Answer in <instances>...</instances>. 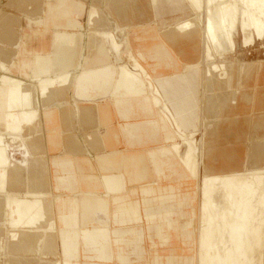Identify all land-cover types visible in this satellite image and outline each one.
<instances>
[{
  "label": "bare ground",
  "instance_id": "1",
  "mask_svg": "<svg viewBox=\"0 0 264 264\" xmlns=\"http://www.w3.org/2000/svg\"><path fill=\"white\" fill-rule=\"evenodd\" d=\"M161 1L187 15L163 23L160 30L146 13L159 0H100L101 7L125 22L123 37L114 33L93 0H10L7 5L28 17L25 26L20 15L0 6V252L5 227L8 242L17 240L8 249L18 264H135L124 251L110 248L112 243L127 244L122 234L112 236L106 225L93 227L92 193H85L82 206L70 203V213L64 214L56 205L61 195L43 174L29 179L28 189L17 188L25 177L22 166L32 169L43 161L34 155L45 152L46 145L42 136L32 135L43 130V110L46 117L54 114L43 109L44 103L58 100L71 86L87 101L115 91L112 97L127 102L124 113L130 116L143 110L154 115V109L164 138L161 152L129 156L128 163L136 170L145 166V178L154 171L161 179L186 176L194 181L187 193L180 186L143 189L144 194H168L178 201L147 215L148 226L157 233L165 227L177 233L191 230L195 245V253L182 246L156 253V261L264 264V56L252 51L256 45L264 47V0ZM132 39L139 42L134 45ZM79 56L83 60L75 62ZM191 68L198 71L196 77L191 78ZM176 85L198 90L196 101L203 107L194 128L185 127L160 91ZM209 118L214 121L204 122ZM208 128L218 144L206 163ZM12 139L19 141L16 149ZM181 197L188 206L184 211ZM116 214L124 224L138 209L124 204ZM36 251L54 258L30 262Z\"/></svg>",
  "mask_w": 264,
  "mask_h": 264
},
{
  "label": "crops",
  "instance_id": "2",
  "mask_svg": "<svg viewBox=\"0 0 264 264\" xmlns=\"http://www.w3.org/2000/svg\"><path fill=\"white\" fill-rule=\"evenodd\" d=\"M94 4L97 5L95 8L98 7L97 9L100 13L105 15L107 22L113 26L114 33L118 37H123L125 33V26L123 25L125 22L117 20L111 11L109 12L103 6L101 7L100 0H97V2L93 0V6ZM88 5L91 4L89 3L86 6ZM146 13L154 18L153 21L160 30L163 23L176 22L180 17L187 15L170 2L161 0L157 4L147 6ZM83 17L86 18L85 11ZM22 24L25 26L23 21ZM116 25L120 26L117 27ZM121 30L123 32H120ZM152 40L150 39L148 42ZM132 42L136 45L139 41L132 39ZM82 60L83 58L79 56L74 61L81 62ZM188 72L191 73L192 78L197 76L198 71L191 68ZM194 86L176 85L168 86L169 89L166 90L160 89L161 93L165 94L164 97H166L165 99L170 108L176 112L177 118L182 123H185V127L193 128L198 118L200 117L201 119L203 107V103L196 101L195 95L198 90L196 91ZM65 91V94L58 100L48 102L46 105V102L44 103L43 109L46 106V109L53 111L54 114L46 117L45 110H43L41 117L43 130L41 133L34 132L32 135V138L42 136L43 143L46 145L45 152L43 149V151H37L36 155H34L37 159L39 158L38 162L43 160V164L40 163L38 164L39 166L36 165L32 169L22 166L21 171H23L25 177L23 184L18 185L17 188L28 189V180L39 178L37 176L43 174L44 178H49L51 186L53 185L56 188V192L61 195V197H58L56 205H61V212L63 211L64 214L70 213V203H78L82 206L85 201V193H92L93 227L106 225L113 232L111 233L112 236L122 234V239L127 241V244L122 245V247L119 245L115 247L112 243L110 248H115L121 253L124 251L125 254L130 256L129 261H134L135 264H164L163 261H156V256L160 253L167 254L172 251L168 249L173 247L182 246L187 252H194L193 248H195V245L192 243L191 230L177 233L172 232L171 228L165 227L161 229V232L157 233L154 227L148 226L146 220L147 215L157 214L159 211L162 212L166 204H177L176 197H168V194H166L162 198L160 195L154 197L152 194L143 193V189L152 184L155 187H168L167 189L180 186L187 193L190 189H194L193 179H186L185 176L180 180L170 181L171 179L159 178V174L154 171L153 175L145 178V166H140L136 170L128 163L129 156L140 157L150 155L152 152L154 154L161 152L159 147H161L164 138L161 132L157 131L159 126L156 111L153 109L154 115L144 110L134 116L125 114L127 102L123 98H118L119 96L117 97L118 99L112 97L111 93L115 92L113 90L108 93L106 90V94H99L90 101L78 96L73 86ZM148 107L152 109V106ZM102 108L106 109V115L102 114ZM69 110H72V112H69ZM210 121H214V119H204L207 124ZM202 122L203 119L201 120ZM46 124L48 125L47 128L45 127ZM129 124L133 126L129 127ZM199 128L201 129V126ZM209 131L210 128L207 129L205 135L207 147L203 150L206 163L211 159L216 149L215 146L218 144L217 139H210ZM202 132L203 130H201L200 135ZM197 133V136L200 137L199 132ZM54 135L56 136L53 137ZM84 137L85 139L87 138L86 141L83 139ZM175 140L180 141L179 137L176 136ZM53 141L57 143H53ZM213 142L214 147L211 149L210 146ZM220 142L225 143L223 141ZM18 157L21 158L20 156ZM104 157H109L108 162L103 159ZM47 158L48 162L46 163ZM65 160L69 161V163L63 165ZM61 161L62 164L60 163ZM105 178H108V183L104 182L103 179ZM121 181H123L122 186ZM26 185L28 186L26 187ZM109 190L111 192H108ZM51 197L49 195V200ZM149 202L152 206L146 207ZM179 202L183 211L188 208L185 197H181ZM129 203H132L138 209V214L135 218L126 217L124 219L125 223L121 224V216L118 214L114 216V213L121 206ZM168 234L170 238L172 237V240H168ZM165 248L166 250H164ZM177 250L182 251L181 249ZM156 253L158 254L155 255ZM109 264L125 263L112 260L109 261Z\"/></svg>",
  "mask_w": 264,
  "mask_h": 264
},
{
  "label": "rangeland",
  "instance_id": "3",
  "mask_svg": "<svg viewBox=\"0 0 264 264\" xmlns=\"http://www.w3.org/2000/svg\"><path fill=\"white\" fill-rule=\"evenodd\" d=\"M10 0H0V6L4 9V10H6V11H10V12H13V13H16V14H18V15H20L21 16V21H23V23L26 25L27 23H28V17L24 14V13H21V12H19L18 10H16V8H14V7H12V6H9V5H7V3L9 2ZM174 5V4H173ZM92 6V5H91ZM90 5H88L87 6V9L89 10L90 9V7H91ZM175 7H177L176 5H174ZM86 12H87V14H88V11H86L85 10V15H86V17H88L87 16V14H86ZM99 15V13H94V17H96L97 18V16ZM237 37H238V35H237ZM252 51H253V53H256L257 51H260V54H261V56H264V47H262L261 46V48L259 47V45H256L254 48L252 47ZM233 53V52H232ZM227 56H229V55H227ZM232 56V55H231ZM229 58V57H228ZM225 59H227V58H225ZM216 60H218L219 62L220 61H223V59H220V58H217ZM228 60V59H227ZM226 60V61H227ZM215 73H218V71L217 72H215ZM197 135H198V133H196V137H197ZM13 140V139H12ZM15 142H17V143H15ZM14 144V145H13ZM17 144H19V141L18 140H13L12 141V146H13V148H17ZM15 154H19V152H17V153H15ZM20 155H21V153H20ZM20 155H18V156H20ZM1 230V229H0ZM5 230V231H4ZM2 232H4V234H3V236H2V239H1V242L2 243H4V249L0 252V262H1V264H11V263H13V264H18V263H20V262H17V260H16V258L13 260V257H12V254L10 253V251H9V246L10 245H12L13 243H15V242H17V240H14L13 241V239L11 240V241H13V242H8V241H10L9 240V235H8V233H7V230H6V228L4 227V228H2ZM10 244V245H9ZM4 252V253H3ZM193 253H195V251L193 252ZM54 258V256L52 255V254H43L42 252L40 253V252H38V251H36L33 255H30L29 257H28V260L30 261V262H34L33 260H36V261H38V260H46L47 258ZM40 258V259H39ZM8 260V261H7ZM10 261V262H9ZM35 263V262H34Z\"/></svg>",
  "mask_w": 264,
  "mask_h": 264
}]
</instances>
